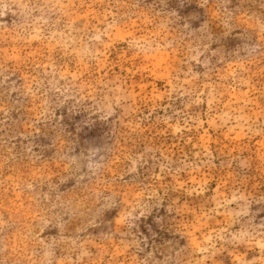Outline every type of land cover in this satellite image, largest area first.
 <instances>
[{
    "label": "rangeland",
    "instance_id": "obj_1",
    "mask_svg": "<svg viewBox=\"0 0 264 264\" xmlns=\"http://www.w3.org/2000/svg\"><path fill=\"white\" fill-rule=\"evenodd\" d=\"M0 264H264V0H0Z\"/></svg>",
    "mask_w": 264,
    "mask_h": 264
}]
</instances>
